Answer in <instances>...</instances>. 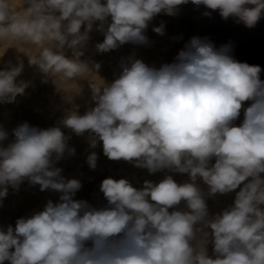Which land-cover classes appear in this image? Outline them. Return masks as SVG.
Returning <instances> with one entry per match:
<instances>
[{
  "label": "clouds",
  "instance_id": "clouds-1",
  "mask_svg": "<svg viewBox=\"0 0 264 264\" xmlns=\"http://www.w3.org/2000/svg\"><path fill=\"white\" fill-rule=\"evenodd\" d=\"M188 2L25 0L28 6L17 12L9 0H0V41L35 45L39 54L28 55L29 64L46 76L89 81L95 106L83 115L69 113L63 127L77 136L89 133L91 149L102 142L109 160L164 173L158 183L145 180L140 189L124 178H105L100 191L107 206L94 207L74 198L80 180L66 179L57 167L75 155L71 136L61 127L20 123L7 146L9 133L0 127V205L9 187L18 190L25 179L41 191L61 194L43 210L17 219L15 227L0 229V264H264L261 67L237 61L230 44L217 48L200 37L159 67L135 57L122 60L110 84L93 74L99 63L81 59L94 24L104 36L95 44L99 53L128 43L148 45L149 22L162 12L176 15ZM191 3L248 28L264 17V0ZM153 31L163 36L164 23ZM23 67L20 62L0 70V103L24 94L28 82L16 79ZM245 102H250L246 108ZM97 160L95 151L87 156L91 170ZM172 173L187 174L188 180L178 183ZM198 180L208 186L207 195L235 192L233 204L210 217ZM181 202L188 210L169 211Z\"/></svg>",
  "mask_w": 264,
  "mask_h": 264
},
{
  "label": "rangeland",
  "instance_id": "rangeland-1",
  "mask_svg": "<svg viewBox=\"0 0 264 264\" xmlns=\"http://www.w3.org/2000/svg\"><path fill=\"white\" fill-rule=\"evenodd\" d=\"M9 2L12 8L17 12H23L24 8L28 6L25 4V0H9ZM249 7L252 6L249 5ZM160 14L153 18V20H156L157 22L150 21L147 29L145 30V35L149 40L148 45H134L128 43L118 49L106 53H99L95 49V44L103 42L104 36L103 33L96 30V24H94L93 31L90 33L91 38L88 42L85 54L81 57V59L88 61L90 66L92 63H99L100 68L98 70H94L93 74L110 84L119 76L122 70L120 67L122 60L128 57H135L143 60L149 66L159 67L162 64L174 62L178 52L184 48L185 44L192 37H200L202 39L207 38L213 42L217 48L225 44H230L231 55L239 62L254 63L256 61L254 65L261 67V80H264V17L260 19L255 27L248 28L242 21H238L233 18L224 20L221 18L218 11L207 9L204 5H195L191 3V0H189L187 4L178 6L177 13L174 15L175 17L168 16L166 14L163 15V12ZM172 18H174V22L170 20ZM177 20L178 22H176ZM169 21H172L173 23H170ZM98 23L99 22H97V24ZM161 23H164L165 25V34L163 36L154 34L155 32L152 30L154 27H159ZM105 27H107V25H105ZM81 30L83 31V26ZM158 38L161 39V41ZM154 47L156 50H154ZM38 54L39 49L30 42L0 41V70L4 69L9 64L14 67L22 62L24 66L23 71L16 79L17 82L25 81L29 84V86L25 89L24 94L17 95L14 102L0 103V127L9 133V138L3 142V146H7V144L13 139L11 135L12 129L23 122H27L32 126L42 129L61 127L66 135L71 136L69 146L75 148V155L66 156L58 162L57 167L62 168L64 172H69L71 170L72 172H70L73 173L74 171L75 173L73 174L75 176L78 174L75 179H80V181H82L84 177L91 176L87 180L88 182L86 183L85 190L83 195L80 197V200H86L89 204H93L92 206L95 207L107 206V201L104 198L103 193L100 189H98L100 188L101 182L105 178L111 177L116 180L121 178L127 179L132 186L137 189L144 186L145 180L152 181L154 183L159 182V179L163 178L164 173L149 174L147 169L137 168L131 162L123 160H109L103 154L102 142L98 141L97 147L95 149H90L89 133L86 132L82 136H77L75 133L71 132V130L63 127L62 121L69 113L77 112L78 114L83 115L86 111L95 106V102L92 100V94L89 88V81H61L60 79L54 78L50 75L46 76L39 70L38 66L29 64L28 55ZM68 54L70 55L71 53L69 52ZM97 77H93V79H98ZM78 89H80V91L77 93L76 91ZM249 105L250 102H245L244 108ZM242 120L243 109L241 111V116L237 119V121H235V123L239 125ZM92 151H95L98 156L97 168L95 170H91L88 166H86L87 163H85L87 156ZM76 160L78 162H76ZM82 161L83 164H81ZM214 162L215 161L213 160L211 163ZM76 163L77 166L75 167L74 164ZM80 170L82 172H80ZM86 170L88 171V174H85ZM80 174L83 175L81 176ZM172 175L178 183H183L188 180L187 174L172 173ZM25 180L21 183L23 185H21L20 189L8 192V196L3 199L2 205H0V213L5 215L8 213L15 214L18 212L17 210L21 211L27 206L28 203L26 204L27 201H25L26 197L24 192L25 190H27L26 192H32L34 189L32 185L29 184L28 180ZM197 183L206 193L205 200L208 205L210 217L222 212L225 208L233 204L235 192L224 195H207L208 186L201 180H198ZM238 190L239 189H237V191ZM14 192L18 196L20 195L18 197L20 201L17 200V195H15ZM12 195L13 197L15 196L14 199ZM20 197L23 198L21 199ZM53 200V202H57L55 201L56 198H53ZM30 202L33 204L32 201ZM5 205L8 207L7 209H4ZM12 206L13 208H16V211H11L14 210L11 208ZM18 207H21L22 209H19ZM173 210L186 211L188 209L186 204L181 202L180 205L169 209L170 212ZM19 218L20 217L17 219ZM7 219L9 218L7 217ZM9 225L15 227V222L12 221L9 224L4 223L3 227H5V229H2L6 230ZM208 251L211 256V243L208 245ZM5 264H8V262H5Z\"/></svg>",
  "mask_w": 264,
  "mask_h": 264
},
{
  "label": "bare ground",
  "instance_id": "bare-ground-1",
  "mask_svg": "<svg viewBox=\"0 0 264 264\" xmlns=\"http://www.w3.org/2000/svg\"><path fill=\"white\" fill-rule=\"evenodd\" d=\"M163 15H165L164 13H163ZM160 16H161V14H160ZM168 16H170V15H168ZM175 17V16H174ZM171 18V17H170ZM164 19V18H163ZM162 19V20H163ZM173 19L174 18H172V19H170V20H172L173 21ZM151 21H156V20H151ZM161 21V20H160ZM164 21H166V20H164ZM172 21H169L170 23H173ZM234 21V20H233ZM232 21V22H233ZM239 21V20H238ZM157 22V21H156ZM161 22H163V21H161ZM176 22H178V20L176 21ZM185 23V22H184ZM234 23V22H233ZM152 24V23H151ZM177 24V23H176ZM236 24H237V22H236ZM236 24H235V27H236ZM239 24V23H238ZM172 26V25H171ZM239 26H240V24H239ZM174 29H175V27H174ZM178 29V28H177ZM151 30V29H150ZM153 30V29H152ZM170 30V29H169ZM175 31H176V29H175ZM180 31V30H179ZM153 32V31H152ZM152 32H151V34H152ZM168 33V32H167ZM154 34H157V33H154ZM158 35V34H157ZM168 35V34H167ZM158 37V36H157ZM152 38V37H151ZM159 39V38H158ZM165 39V38H164ZM153 40H155V39H153ZM160 41H161V39H159ZM159 40H158V42H159ZM152 41V40H151ZM156 41H157V39H156ZM156 43V42H155ZM155 46H157V45H155ZM155 48V47H154ZM159 48V47H158ZM158 48H157V50H158ZM154 50H156V48L154 49ZM159 51V50H158ZM157 52V51H156ZM243 55V54H242ZM160 60H161V58H160ZM256 63V61L254 62V63H248V64H250V65H254ZM259 63V62H258ZM257 63V64H258ZM264 75V74H263ZM262 75V76H263ZM260 79H261V73H260ZM264 79V78H263ZM91 149V148H90ZM82 158V157H81ZM75 159V158H74ZM68 161V160H67ZM86 161V160H85ZM64 162V161H63ZM70 162V161H69ZM69 162H68V164H69ZM76 162H78L77 160H76ZM81 163V162H80ZM86 163V162H85ZM66 164V163H65ZM68 164H67V166H68ZM71 164H73V163H71ZM81 164H83V161H82V163ZM75 165V167L77 166V163L76 164H74ZM66 166V167H67ZM73 166V165H72ZM86 166H88V165H86ZM69 167V166H68ZM75 167H73V168H75ZM83 167V166H82ZM79 168H80V166H79ZM84 168H86V167H84ZM77 169V168H76ZM74 170V169H73ZM66 171H69V170H66ZM71 171V170H70ZM64 172V171H62V175L66 178V179H73V178H77V175L75 176L73 173H75L74 171H73V173H71V172ZM79 172V171H78ZM80 172H82L81 170H80ZM84 174V173H83ZM83 174H80L81 176L83 175ZM85 174H88V171L86 170V173ZM88 176V175H87ZM89 177H91V176H89ZM89 177H84V179L82 180V181H80L81 182V184H82V188L76 193V196L74 197L75 199H78V200H80V197L83 195V192H84V190H85V186H86V183L88 182L87 180L89 179ZM93 177V176H92ZM156 177V176H155ZM161 177H162V175H161ZM96 179V178H95ZM80 180V179H79ZM159 180H161V179H159ZM158 180V181H159ZM26 181V180H25ZM158 183V182H157ZM21 185H23V184H21ZM21 185H20V187H21ZM24 187V186H23ZM23 187H22V189H23ZM33 187V191L35 192H30V191H28V192H26L27 190H25V192H24V195H25V197H26V200L25 201H27L26 202V204L28 203H30L29 205L27 204V206L26 207H24L23 208V210H17L18 212H16L15 214L13 213V214H9L8 212V214L7 215H5V214H2V213H0V227H1V229L2 228H4L5 229V227H3V224L5 223H7V224H9L10 222H16V220H17V218L18 217H29V216H31L34 212H37V211H41V209H43V207L45 206V204L47 203V201L48 200H52V201H54L53 200V198H56V200L55 201H58L59 200V196L61 195L60 193H58V192H54V191H52V190H45V191H41L40 190V188H39V185H36V186H32ZM30 188H31V186H30ZM29 188V189H30ZM20 189V188H19ZM98 189H100V188H98ZM10 191H13V189L11 188V187H9V189H8V192H10ZM16 191V190H15ZM15 193V192H14ZM97 194V193H96ZM15 195H17L16 193H15ZM101 195H102V193H101ZM8 196V195H7ZM20 196V195H19ZM18 195L16 196V198H17V200L18 201H20V199H18V197H19ZM23 196V195H22ZM12 197H13V195H12ZM95 197H96V195H95ZM98 197V196H97ZM15 198V196L13 197V199ZM21 199L23 198V197H20ZM99 199H101V198H99ZM32 201L33 202V204H31V202L30 201ZM97 200V199H96ZM15 201H16V199H15ZM14 202V201H13ZM98 202V201H97ZM17 203V202H16ZM21 203V202H20ZM15 204V203H14ZM20 205V204H19ZM93 205V204H92ZM9 206H11V205H9ZM23 206V205H22ZM21 206V207H22ZM25 206V205H24ZM4 207V206H3ZM5 207H6V205H5ZM4 207V209H7L8 207H6L5 208ZM20 207V208H21ZM95 207V206H94ZM2 208V207H1ZM11 208H13V206L11 207ZM19 208V207H18ZM19 208V209H20ZM14 210H11V211H16L15 209L16 208H13ZM22 209V208H21ZM1 211V210H0ZM7 211V210H6ZM20 211V212H19ZM7 217L9 218V219H7ZM10 220V221H9Z\"/></svg>",
  "mask_w": 264,
  "mask_h": 264
}]
</instances>
